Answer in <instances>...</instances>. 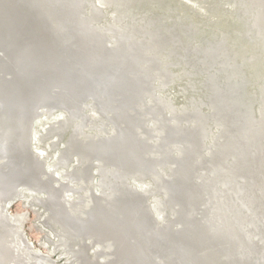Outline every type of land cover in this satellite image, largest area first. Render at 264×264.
<instances>
[{"label":"rangeland","instance_id":"obj_1","mask_svg":"<svg viewBox=\"0 0 264 264\" xmlns=\"http://www.w3.org/2000/svg\"><path fill=\"white\" fill-rule=\"evenodd\" d=\"M34 1L35 0H27V1L26 0H0V3H2L0 5L1 7L0 8V24L4 21L7 22L6 23L7 28L3 29L4 25L2 24V29H0V36L2 37L0 38V56H2L0 57V62H1V65L3 64L4 66V68L0 67L1 68L0 86H2V90H4L2 96H4L5 94V97L11 98L13 97L14 92L17 94L19 93L17 96H21L23 99V102H27L26 104L28 105L26 107L29 106L27 109L24 110L23 117L24 118L26 117V118L24 119L21 114H20L21 115L20 119L18 118L17 131L18 133L20 132L22 134L25 132V135L27 136L28 146H27V152L24 150V155H25L27 162L30 163L31 165V168H28L25 170H23V168H19L15 172L14 171L7 172L6 177L3 179V180H6L5 182L6 184L4 183L0 184V189H2V191L5 192L2 194L3 196H1V199L3 200V202L1 201V204L3 203V205H8L6 212L9 215L10 219H13L15 215L17 214H24L25 212V215L27 218L24 221L21 228H22V232L24 233V237L26 238V240L29 241L36 250H39L42 253L48 256H51L54 260H56L57 264H110V263L112 264L115 259L111 257V254H110L111 250L109 249V246H107L109 242L106 241L104 243L103 239L100 238L101 235L94 233L92 236L90 235L91 238H87V237L84 238V236L83 237L81 236L83 239H82V242L80 241L79 243H73L72 239L70 240L67 239L66 241L62 239V236L59 235L57 230H62V228L65 230L66 229L64 227L65 224H63V221H61V215L59 216L58 208L56 207L54 209L53 207L56 205H54L53 201L49 199L50 195H53V194H56L55 196H58V198H61L64 195L63 194L64 189H62L63 187L61 188V186L55 182V180L62 179L61 174L63 173L66 178L68 179L73 178V180L76 181L75 182L76 185L74 188L75 193L72 196V198L78 199V195H81V191L83 188L82 185H84L83 189L89 191V193L88 192L86 193L84 191L85 193H83V195L84 194L85 195L83 196V198H81L82 200L80 201L85 202L88 199L91 202L93 200L92 199L93 195H91L92 192L93 194H95L94 196L96 197H98L100 194L99 193L100 187L98 188V179L100 176V178H109L110 183L112 182V184H114L113 186L114 193H112V197H113L112 199L114 201H117L116 199H120L119 197L121 198L123 197L121 201L128 199L127 202H122V205H120V208H119L120 211L122 209L121 213L120 211L118 212L120 213V215H118V218H117L120 226H123V227L127 226L125 224V220H126L125 213L127 209L128 211H131L133 210V207H134L133 211H137V213H139L140 211H143V213L145 214V219L140 221V222L143 221L144 224L140 222H137V223L135 222V227L138 229L139 227H143L147 234L148 240L145 239V243H147L148 257H150V260H151L149 261L148 264H160L161 261L163 260L165 264H181L180 262L176 261L175 257L176 256L178 257L179 255L181 256L179 258L184 257L182 253L184 254V252L186 251L185 249L187 248V245L184 248V250H182L181 254L179 255H175L174 250L172 252L173 254L172 255L169 251H166L165 249L169 248L168 246L170 245V240H172L174 237L175 238L173 239V244L175 243L176 239L179 237L180 232L183 230L185 223H187L189 217L195 218L193 222L197 226L196 227V234H197L196 238L197 236L199 237L202 236V238L204 239H201L199 241L200 242L202 241L203 245L205 244V246H210V247L214 246V249H213L214 252L212 248L209 249L208 247L207 249L209 251L207 250L205 251V253H202V255L200 254L201 256L199 255L200 256L198 258L199 264H206V263L225 264V262L226 264H235V263L236 264H264V151L260 152L259 150L261 147H264V141H262L259 138L257 141H251L249 144L248 142L246 143L247 145L245 144L247 146L246 147L247 155H251V156L254 155V154H251L253 153L254 149H256L259 152L258 155L256 156L257 158L256 165H253V166L251 165V163L253 164L254 161L253 162L246 161L248 162V164L245 162L243 166L239 165L240 169L242 170L240 171H241V175L243 176V177L241 176L243 180L232 179L231 177L233 176H230L229 182L230 181H232L233 183L236 182V184H232L234 190L232 191L229 190L228 184H231V183H228L227 182L228 179H226L224 181L226 185L224 183V185L222 184V186L218 187V189L215 190V195H217L215 201L212 202L210 200L208 201V204H207L205 198L201 199V196H202L201 187L202 186L200 187L199 184L202 183V181H204L205 179L207 181H210L211 183H215L216 179L218 178L217 176L218 174L226 173V170H227L226 166L219 167L217 173H215L213 171V167H214L213 162L211 161L212 155L214 154L211 152H215V150L218 149V146L220 147L221 142L223 141L224 143V141L226 140V137L228 138V136L225 135V133H227V130H222L225 128L226 125H225L224 119L221 118V116H217L214 113L215 109L213 108L212 110H210V114L211 115L213 114L214 116L212 115L210 117L209 115V117L212 118L213 120L204 116L203 118L200 117L202 120L197 121V123L199 122L201 123L203 120H205V126H206L205 128L207 129V132L203 128L204 129L203 133H200L201 134L200 136L198 135L196 136L195 134L192 133L196 131L195 130L192 131L193 125L191 124V121L189 119V117L191 116H189V114L186 111H182V113H180L181 110H179L176 107H182L185 104H188V102L192 100L193 98L194 99H199L201 97L205 98V94H207V88L205 87V84L203 83L204 79L205 78L207 79L208 84L209 83L212 84L211 86H209L210 88H208L209 91L215 90L217 88V86L215 85V82H212V81H217V80L214 78L208 79V76H206V72L204 70L205 66L202 67V65H197L192 68L189 67L191 66V64L189 63L190 61L189 60L184 61L180 52L177 56L181 58V60H179L180 62H177L176 60H174V58L171 59V62L164 64V66L160 68V70L162 71V74L159 77L156 74L157 72L154 70L155 65H158L162 60L166 59L168 56L173 54L174 53L173 51L179 50L177 47V44L176 45L172 44V45H175L173 46L174 47L173 49L171 48L172 46H169L166 43L168 39L172 38L173 33L179 35L180 32L183 33V31H186L185 29L187 28L189 30L191 29L190 33L186 35V38L193 45H195L196 43H197L196 45H204L209 42H213L217 40L220 36H225V38H227V40L229 41L228 43L232 45L234 49L237 51V55L239 56L238 60L241 62L240 69H241L243 76L245 75L244 78L247 81L246 84L244 85V88L241 91L242 98L250 99L253 95L256 96L257 95V85L259 83V80L262 79L264 76V58L260 56V54L264 52V48L259 47V45L256 43L257 41L255 40V38L245 35L247 33L246 31L247 22L245 23V18L242 15V12L238 9L239 2L240 4L241 2L244 3L243 0L241 1L240 0H141L144 2H141L140 0H135V1L134 0H129V1L123 0V2H120V3L121 4L124 3V4L121 5L120 7H117L118 9L115 8L116 6L113 7V9L109 7H105L104 9L105 13L94 12L93 11L94 6H92V4L90 5V3H93L94 1L98 3V6H101L102 2L100 3V0H92V1L89 0V2L87 1L85 3L86 5L84 4L83 9H81L82 12H86V14L87 13L90 14V16L88 14L89 19L94 25L97 23L101 24L100 22L104 21L105 18L110 19V17H112L113 15L114 9L119 10V12L121 13L120 15H122L121 18L122 20H124L123 23H128V25L131 26L133 21H135L132 25L133 28H131L130 34H129L131 39L132 37H135V35H138L139 34L138 32H143L144 40L141 39V37H138L139 40L135 41L137 46L140 43V44H144L145 48H154V51H151L150 53L148 52V55L142 60L141 66H140V63H138L137 70L133 69L130 73H129L130 70L128 71L129 73L128 74L129 76H127L129 77L128 81L131 82L132 86L129 84L131 87L129 86V88H126L127 90L132 91L135 89L133 85H136V91H139L138 89H140L139 91L140 94L136 100V103L133 104L128 110L129 116L132 117L134 120L141 119V120H138V122H139V125H142V127L139 128V131L137 134H135V137H138L140 141L145 140L147 144L149 142V145L153 147H155L156 144L162 143L161 148H163L164 151H161V152H169L168 159L167 157L164 159H161V157L159 158L156 154H153L152 152L148 150L145 153L148 156H145V157L143 156L144 159L142 160L141 158V160L143 164L147 166L152 163L155 166V173L145 174V175L143 174L141 175L140 173L135 174V172L130 173L128 175H124V173L121 171L126 165V163L123 160L124 158L120 159L121 156H114L113 159L111 158V160L110 159L107 160V158L103 159L99 156H92L89 158L86 165H84L81 168L80 170L81 173L80 172L77 173L78 171L75 172V167L79 166V165L77 166V164H79L78 160H80L79 153L81 149L83 150V144L81 143V141L79 143L78 142L79 139H77L78 134H76L74 137V140H73V143H75L73 144L74 146L70 147L69 150L66 151L65 153L63 152L62 157H61L63 161L62 159H60L59 156L62 153L63 149H65L64 147L66 146V144H68L71 141L70 139L72 138L71 137L72 129L67 128L66 130H62V128L59 129L56 127L54 128V130L50 131L49 128L50 126L54 125L56 122L61 120L64 117V115L67 113L69 114L71 112H76L77 115H79L78 118L81 119L82 122H84L86 126L85 131L89 135L87 136L80 135L81 136V137L79 136L80 139H82L83 136H84L83 137L84 139H89L93 136L99 139V138H106L108 136H112L115 134L113 133L115 128L111 124L112 121L110 120L111 115L108 112L101 113V110L99 109L100 107L103 108V106L105 105L104 99L106 98L108 99L109 94H111L113 90L111 91L112 87L109 88V90L107 91V94L105 93L104 96L97 94L92 89L91 90L88 89L86 92H81V89L78 87L79 86L81 87V85L84 86V82L82 79L84 76L82 77L80 74H77V73H74L72 75L73 77L76 78L75 81L73 82V86H69L67 83L64 84L63 81H61L59 82L61 84L55 83V84H50V86L47 85L48 89H46V81L43 82V80H45L46 77L57 76L56 73L58 72L55 69H53V66H50V65L53 64L51 63L52 60H54L56 57L61 55V51H56L57 48L54 43L55 41L54 39H57L59 37L57 33L54 31L56 30L55 29L56 27L51 25L49 30H47L46 32L44 31L46 35L44 34L45 36H43L42 28H39L37 26L34 27L32 25L33 23H29L28 25L25 23L27 26L25 24H15V23H14L15 25H13L11 22L13 19L12 16H11V19H8L7 15L3 13V10L5 9V7H7L5 5H12L16 7H23V9L26 12V15L29 13L33 14V12L34 14L36 13L35 15H37L39 11H37L36 9H38L37 7H40V6H37ZM135 3H138L136 4L137 6L134 5ZM3 4L5 5L2 6ZM18 4L21 6H19ZM22 5H25V6H22ZM131 7L132 8L134 7L135 9L132 10ZM28 8L32 11L29 12ZM127 13L129 14L131 13L130 16ZM142 13L155 18L153 20L155 21L154 24L156 25L150 24L149 22H145V15H143ZM135 17L138 20L135 19ZM141 17H143V19ZM115 18L116 17H114L112 20H114ZM156 20L159 23L158 25H157ZM141 21L142 23L145 22L144 25L141 23ZM146 21H148V19H146ZM30 22L32 21L30 20ZM105 22H106V19H105ZM162 25L168 26V29L171 28L172 31L171 29L169 32L165 31V29L161 27ZM13 26L17 27V29H15V27ZM23 27L25 29H23ZM153 27H155L156 29ZM39 29L41 30V32ZM105 29H104V32L106 31ZM151 29L152 30L155 29L156 32L154 30L152 31ZM160 29H163L162 32L164 31V34L162 32H159V34L162 33L161 35L156 34ZM48 31L50 32L48 33ZM152 32H155L154 37L152 34H150ZM35 33H37V35ZM146 34H148L149 36H146ZM165 34L167 37L165 36ZM115 35L117 34L113 33L112 36H110L109 34L105 38H103L104 40L102 41L103 42L102 46L104 48L105 54L107 56L109 55V57L115 48L114 47V44H115L114 39L116 38ZM76 37L74 38L77 44L76 46L77 47L81 46L80 48H84L83 43L79 41L80 39L78 40V37L77 38ZM165 37L166 38L170 37V38L166 39ZM33 38H34V41H33ZM152 39H153V42H151ZM20 42L24 44L20 45L19 44ZM34 42L35 44H37L38 47L36 46L37 49L32 50L30 49V46ZM49 46L52 47L53 49H51ZM179 46L183 47L182 44H180ZM80 48H76V50L74 49V52L78 51L79 58L81 60L82 54L79 53ZM26 51H29V52L26 53ZM163 51L165 52L163 53ZM170 51L172 53H170ZM150 54L151 55L154 54L153 57L157 56L159 60L160 59L162 60H160L159 63L157 64L156 61L153 60V58L150 56ZM250 54L255 55L256 58L254 59V61L253 60L245 61L243 58L245 56H249ZM38 55L40 58L38 57ZM69 55L71 54L68 53L67 58L70 59V57L71 58L73 57L72 55L71 56ZM163 55H164V58H163ZM47 56L48 58H51V59L49 60ZM107 56L105 60L108 59ZM64 59L69 61V66L73 65V64H70L72 60H69L66 58ZM25 60L26 62L27 60H33L28 63L30 66L29 69L30 68L32 69L30 70V72H28V75L26 76V78H25L26 74L24 72H21L19 69L20 66H25L27 64ZM83 60L89 62L87 60V57L83 58ZM116 60L120 61L122 60V58L121 57L116 58ZM86 68L84 69V71H86L85 73L89 72L88 68L87 69ZM144 69L147 70V73H145L144 75L143 73L138 72ZM54 71H56V73ZM106 71L108 72L106 73L108 77L112 74V72L115 73L114 68H111V67L106 69ZM135 71H137L136 75L139 76V79L137 78L133 80V76L131 73ZM148 72H150L151 76H154L156 78L158 77L157 79L159 82L157 81L155 83V87L156 86L158 87L157 89V91H159L158 93L157 92L153 93L154 92L153 90L155 87H153L154 83L152 82V78L150 79L149 75L146 76ZM186 73L188 75H186ZM189 73H192L193 75L192 74L189 75ZM140 75H141V78H140ZM59 76L62 77L63 75H60L59 73ZM55 79H52V80H55ZM142 80L143 82L144 81L145 82L144 84H142V91H141V88L138 86ZM147 82L149 83L147 84ZM19 84L21 85L22 88H20L18 91ZM111 85L113 86V84ZM147 85H149V88ZM21 91H23L22 95H21ZM118 91L119 90H117V87H116V90L114 93H118ZM119 92H122V91H119ZM79 93H84V94L79 95ZM122 93L124 94V96L122 94L119 99L116 98L115 103H114L115 105L114 106L112 105L113 106L112 108H114L113 111L114 110L117 111V112L114 111V115H116V113L118 115V116L116 115L115 117L113 116L114 118L116 117L118 118L119 115L121 116L122 110H123L122 102L124 101V99L126 101V99L128 98L129 93L127 91L122 92ZM160 95L168 96L173 101L174 106L169 105L170 100L166 101V99L164 100L162 98H161V101H159L158 103L157 98ZM42 97H44L47 100L46 102H49V101H52V102L48 103L49 105H46L44 102L39 100ZM53 104H55L56 106ZM116 104L118 105L117 107L119 110L116 109L117 108ZM170 106L172 109L171 112L168 111V108ZM205 106L207 105H204L202 107H205ZM153 108H157V109L152 111ZM183 108L184 107H182L181 109ZM48 109H50V111ZM204 110L207 111V108L205 107ZM176 111L178 113H176ZM25 113L27 115H25ZM228 113L230 114V112ZM172 117H175V120ZM93 119H95V121ZM159 120L160 121L167 120L169 122L171 121V123H173L174 126L177 124L178 125L174 128H167L166 130H162L163 128L162 129L158 128ZM221 123H222V126H220ZM240 124L243 125L242 122H240ZM173 125H170V123L167 124V126L169 127ZM146 126L148 129H152V131H148L147 129H145ZM210 128H212L213 132L211 131ZM159 130H162L163 131L162 133H164V135L163 134L162 136L159 135L160 134L158 133ZM229 130L231 132L233 131L231 129ZM235 134L240 136L241 138H244V136H241L240 133H235ZM188 144L191 147L196 145L197 149L195 148L194 149L195 151L188 149L187 148ZM229 148H232V147H229ZM233 149L235 148L223 149V152L222 154H220V157L222 159H229V157L232 158V156L234 154L236 155L237 153ZM176 152H177V155H176ZM55 155L56 157H54ZM171 157L173 160L171 159ZM256 158H254V160ZM165 159H167V162L164 161ZM236 160H238L237 157H236ZM176 162L178 163L180 162L179 163L180 165L183 164V166L186 167V169H188L190 173L192 172V174H190V177L192 176L190 178V181H192V185L182 180L183 182L182 185L185 187L188 194L195 195L194 193L195 191L197 193L199 192V194L201 193V196L199 198L195 195V197L198 198L197 199L198 205H196L195 209H193L194 211L191 210L190 212L191 214L189 213L188 217L186 214H182L184 211L180 209H179V212L172 211L173 209L172 207H174L178 199L182 200L183 199L182 195L185 196L178 190L177 185H176L178 182L177 180H175V176H176L174 172L175 168L172 166V163H174L175 165ZM234 164H237V163L234 162ZM99 166H100V170H99L100 174L98 176ZM169 171L171 174L170 173L168 174ZM156 176H158V178ZM161 177H162V180H161ZM245 177H247V179ZM94 179L95 181L94 183H92ZM50 181L52 184L50 183ZM60 181H62L61 185L62 183H65V186L67 185L66 181L65 182L64 180H60ZM106 181H108V179ZM80 182L83 184L80 185L79 184ZM85 185H88V186L85 187ZM209 185L212 186L213 184H209ZM249 185H250V188H249L250 195H248V193L246 192V189L249 187ZM92 186L93 188H91ZM51 187L52 189H50ZM143 187H146L147 189L143 190ZM52 190L56 193H54ZM106 190L108 191L109 189L106 188ZM70 194H73V193H70ZM89 194L90 196H92L91 198H89ZM168 196L171 202L174 203L170 209L165 202ZM110 199L108 198L107 201L110 202ZM159 201H162L160 202V204L162 205H160L157 209L154 206L158 204L157 202ZM49 202L51 203V205ZM222 202H224V204ZM125 203L126 204L128 203L127 207ZM64 205H65L64 203L63 205L60 204L61 206L59 207L60 211L61 209L65 210L64 208H62L64 207ZM199 205H202V206H199ZM108 206H111V204ZM65 208H66V205H65ZM124 209L125 211L123 212ZM196 209H198V211ZM168 210H170L171 213H168L169 212ZM206 211L208 214L206 213ZM195 213L198 215V217ZM121 214H122V217H121ZM172 214L174 215L172 216ZM69 215H71L72 217L76 216L77 218V214L75 213V211H71ZM123 217L125 220L122 219ZM214 217L215 218L217 217V218L215 219ZM138 220H140V218ZM55 226L57 228H55ZM149 233L151 234L149 235ZM205 240L206 242H204ZM130 243L137 244L134 238L130 240ZM177 243L178 245H183L182 240L178 241ZM160 244H162L161 247H160ZM105 248L109 249V251L108 250L104 251ZM217 249H220V250H217ZM211 252H213L212 253L213 257H212V254H210ZM19 253L25 256L24 251L22 252L19 251ZM107 254H109L110 257L109 255L107 256ZM204 254L205 255L208 254L207 257H205ZM102 255H104V257ZM210 255L213 259L214 258L215 259L211 260L212 258L210 257ZM218 256H220L221 258ZM152 259H154V261ZM202 259H204L205 261L204 260L202 261ZM104 260H108V261L105 262ZM185 260L189 261V259L188 260L185 259ZM209 261L211 262L209 263ZM25 263L30 264V262H28L27 259H25Z\"/></svg>","mask_w":264,"mask_h":264},{"label":"bare ground","instance_id":"obj_2","mask_svg":"<svg viewBox=\"0 0 264 264\" xmlns=\"http://www.w3.org/2000/svg\"><path fill=\"white\" fill-rule=\"evenodd\" d=\"M87 1L89 2V0H35L34 1L35 4L37 6H40V7H37L38 9H36L37 11H39V13H37V15H35L36 13L34 14V12H33L34 15L29 13V14H27V16L25 15L26 12L19 14L20 10L18 9V11L16 12V17L15 18L13 17V19L11 21L13 25L25 24V23L28 25L29 23H33L32 25L34 27L37 26L39 28H42L43 36L46 35L45 32L50 29L51 25L56 27L55 28L56 30H54V31L57 33V35L60 38L58 37L57 39H54L55 40L54 43H55V46L57 48L56 51H61V55L56 57L58 59L55 58L54 60H52L51 63H53V64L50 65V66H53V69H55L58 72V73H56V71H54L57 76L46 77L45 80H43V82L46 81V89H48L47 85L50 86V84H55V83L61 84V83H59L61 81H63L64 84L67 83L69 86H73V82L76 79L75 77L72 76L74 73L80 74L82 77L84 76L82 78L83 82H84V86L81 85L82 82L80 83L81 87L78 85L79 86L78 88L81 89V92H86L88 89L89 90L92 89L97 94L104 96L105 93L107 94V91L109 90V88L112 87L111 91L113 90V92H111V94H109V96H108L110 99L108 98L109 99L108 100L105 97L106 98V99H104L105 105L103 106V108H101L99 105L98 106L100 107L99 109L101 110V113L108 112L111 115L110 120L112 121L111 124L115 128V129L113 128L114 129L113 133H115V134L112 136H108L106 138H99L98 139L95 136H93L89 139H84L83 138L84 136L89 135L85 131L86 126H85L84 122H82V120L78 118L79 115H77L76 112H71L69 114L67 113L64 115V117L61 120H59L58 122H56L54 125L50 126V128H49L50 131L54 130V128H56V127L59 129L62 128V130H66L67 128L72 129V136H71L72 138L70 139L71 141L68 144H66V146L64 147L65 149H63V151L59 157H60V159H62L61 157H62L63 152L65 153L66 151L69 150L70 147L74 146L73 144H75V143H73V140H74L75 135L78 134L77 139H79V141H78L79 143L81 141V143L83 144V150L81 149V151L79 153V159L80 160H78L79 164H77V166L78 165L79 166L75 167V172L78 171L77 173H79V172L81 173V171H80L81 168L84 165H86L89 158L92 156H99L103 159L107 158V160L108 159L111 160V158L113 159L114 156H121L120 159L124 158L123 160L126 163V165L124 166V168L121 171L124 173V175H128V174L134 173V172H135V174L140 173L141 175L142 174L143 175L153 174V173H155V166L152 163L147 166V165H144L142 162L144 157L148 156L145 153L149 150L153 154H156L159 158L161 157V159H164L166 157L168 159L169 152H161V151H164L163 148H161L162 143L156 144L155 147H153V146L149 145V142L147 144V142L145 140L140 141L138 139V137H135V134L138 133L139 128L142 127V125H139V122H138V120H141V119L134 120L132 117L129 116L128 110L133 104L136 103V100L140 94V92H139L140 89L137 88L139 91H136V85H133V87L135 89L132 91L127 90L126 88H129V86L131 85V82L128 81V78H129V77H127V76H129L128 74L133 69L137 70L138 63H140V66H141L142 60L148 55V52L150 53L151 51H154V48H145V45L140 44V43L137 46L135 41L139 40L138 37H141V39H143L144 34H143V32H138L139 34L135 35V37H132V39H131L129 34H130L131 28H133L132 25L135 21H133V23L131 21V23H132L131 26H129L128 23H123L124 20H122V18H121L122 15H120L121 13L119 12V10L114 9L113 15H112V17H110V19L103 17L106 19V22L104 19V21L100 22L101 24H98V23L95 25L92 24V22L89 19L90 14L89 13L86 14V12L81 11V9H83V6ZM127 1H129V0H127ZM120 2H123V0H100L101 6H98V3L94 2V1H93V3H90V5L92 4V6H94V9H93L94 12L105 13L104 12L105 7H109V8L113 9V7L116 6L115 8H117V7H120L121 5L124 4V3L121 4ZM141 2H144V1H141ZM243 2L244 3L241 2V4L239 2L238 9L242 12V15L245 18V23L247 22L246 23L247 33L245 35H248L249 37L255 38V40L257 41L256 43L259 45V47L264 48V0H243ZM138 3H135L134 5H136ZM1 4L2 3H0V5ZM20 4H21V2H20ZM35 4H34V6H35ZM103 4H105V5H103ZM4 5L5 4H3L2 6H4ZM25 5H26V3H25ZM25 5H22V6H25ZM19 6H21V5H19ZM27 6H28V4H27ZM132 6H133V4H132ZM90 7H88V8H90ZM29 8H30V6H29ZM29 8H28L29 12L32 11ZM131 8H129V9H131ZM121 9H123V8H121ZM134 9L135 8L133 7L132 10H134ZM170 9H171V7H170ZM128 10H127V12H128ZM88 14H89V16H88ZM127 14H129V13H127ZM130 14H129V16H130ZM143 15H145V14H143ZM138 16H140V15H138ZM114 17H116V18L114 20H112ZM141 18L143 19V17H141ZM124 19H125V17H124ZM135 19H137V18L135 17ZM146 19H148V21H146ZM153 19H155V18H153L152 16L150 17L147 14L145 15V22H149L150 24H154L155 21ZM30 20L32 22H30ZM111 20H112V22H111ZM169 20H171V19H169ZM121 22H122V24H121ZM137 22H139V21H137ZM145 22L142 23V21H141V23L143 25ZM156 22H157V20H156ZM6 23H7L6 21L2 22L0 24V26H1L0 29H2V24L4 25L3 29H6L7 28ZM158 24L159 23L157 22V25ZM135 25H136V23H135ZM154 25H156V24H154ZM154 25H152V26H154ZM179 25H180V23H179ZM13 27H15V26H13ZM17 27H18V25H17ZM17 27H15V29H17ZM127 27H129V28H127ZM142 27H144V26H142ZM161 27L163 29H165V31H168V32L171 29L170 27H169L170 29H168V26L162 25ZM153 28H155V27H153ZM23 29H25V28L23 27ZM28 29H29V27H28ZM104 29L107 32L106 31L104 32ZM155 29H153V30L155 31ZM163 29H160L156 34H159V32H162ZM185 30L186 31H183V33H181V32H180V34L178 33L179 35L173 33L172 35L175 38L172 36V38L168 37V38H170V39H168V38H166L167 33L165 34V36H166L165 38L168 39L166 41V43L169 46H172L171 48H173V49H174L173 46H175L177 44V47L180 51L179 50L173 51L174 55L173 54L170 55V53H172L170 51V53H169L170 56H168L164 60L160 59V60H162L160 63H159L160 60L157 56L153 57L154 54H152V55L150 54V56L153 58V60L156 61L157 64L159 63L158 65H155V69H154L157 72L156 74L158 75V77L162 74V71L160 70V68L163 67L164 64L171 62V59L174 58V60H176L177 62H180L179 60H181V58L177 57L179 52H180L184 61H186V60L190 61L189 63L191 64V66H189V67L192 68V67H195L197 65H202V67L205 66L204 70L206 72V76H208V79L214 78L217 80V81H212V82H215V85L217 86V88L215 90L209 91L208 88H210L209 86H211L212 84H210V83L208 84L207 79L206 78L204 79L203 83L205 84V87L207 88V94H205V98L201 97L199 99H194L192 97L193 99L192 100L189 99L190 101L188 102V104H185L184 106H182V107H184L183 109H181L182 107H176L179 110H181L180 113H182V111H186L189 114V116H191V117H189V119L191 121V124L193 125L192 131H194V130L196 131V132H192V133L195 134L196 136L197 135L200 136L201 135L200 133H203L204 129L207 132V129L205 128L206 127L205 126V120H203L204 123H203V121L201 123L200 122L197 123V121L202 120L201 118H203L204 116H206L207 118H210L213 115V114L212 115L210 114V110H212L213 108L215 109L214 113L217 116H221V118L224 119V122L226 125L225 128L222 130H227V133H225V135L228 136V138L226 137V140L224 141V143H223V141L221 142L220 147L218 146V149H216L215 152H211V153H214L212 155V159H211V161L213 162V166H214L213 171L215 173H217L219 167H225L226 166V169H227L226 173L225 174L224 173L218 174L217 175L218 178L216 179L215 183H211L210 181H207L206 179L204 181H202V183L199 184L200 187L202 186L201 187L202 196H201V193L199 194V192L198 193L196 191L194 192L198 198L200 196H201V199L205 198V200L208 204V201H210V200L212 202L215 201L216 196H217V195H215V190L218 189V187L222 186V184L224 185V183H225L224 181L226 179H228V181H227L228 183H231V184H228L229 190L230 191L234 190L232 184H236V182H234V183L232 181L229 182L230 176H233V177H231L232 179L243 180V178H242L243 176L241 175L242 170L240 169L239 165L243 166V164L246 161H248V162L254 161L253 164L251 163V165L252 166L256 165V162H257L256 156L258 155L259 152L256 149H254L253 153H251L254 155H252V156L247 155V152H246V147H247L246 145L247 144L246 143L248 142V144H249L251 141H257L259 138L262 141H264V76L262 79L259 80V83L257 85V95L256 96L253 95L250 99L249 98L243 99L241 91L244 88V85L246 84L247 81L244 78L245 75L243 76V74L241 72V69H240L241 68L240 67L241 62L238 60L239 56L237 55V51L234 49V47L232 45H230L228 43L229 41L227 40V38H225V36H220L217 40H215L213 42H209V43L204 44V45H196L197 43L195 45H193L186 38V35L188 33H190L191 29L189 30L187 28ZM102 31H103V33H102ZM138 31H139V29H138ZM171 31H172V29H171ZM40 32H41V30H40ZM49 32L50 31H48V33ZM155 32H152L150 34H152L154 37ZM113 33L117 34V35H115L116 38L114 37L115 38L114 39L115 44L113 42L115 48L113 47L114 50L109 57V55L107 56L105 54L104 48L102 46V43H103L102 41L104 40L103 38H105L107 35L110 34V36H112ZM162 33L164 34V31ZM35 34L37 35V33H35ZM40 34H42V33H40ZM161 34H159V35H161ZM76 36L78 37V40L80 39L79 41H81L83 43L84 48H80L81 46L80 47L76 46L77 44H76V41L74 39ZM146 36H149V35L146 34ZM156 37H158V36H156ZM0 38H2V37L0 36ZM34 38H33V41H34ZM162 38H161V40H162ZM41 39H42V37H41ZM4 41H5V39H4ZM30 41H31V39H30ZM79 41H77V42H79ZM250 41H251V39H250ZM151 42H153V39ZM30 43H29V45H30ZM19 44L21 45L22 43L20 42ZM51 44H52V42H51ZM111 44H112V42H111ZM145 44H146V42H145ZM172 44H175V45H172ZM178 44L179 45L182 44L183 47L179 46ZM36 46H37V44H35V42H34L31 44L30 49H32V50L37 49ZM60 47H62V48H60ZM50 48L53 49L52 47H50ZM76 48H80L79 53L82 54L81 60L79 58L78 51L74 52V49L76 50ZM171 48H169V49H171ZM232 48L234 49L235 52L233 51ZM167 51H169V50H167ZM28 52L29 51H26V53H28ZM53 52H54V50H53ZM164 52L165 51H163V53ZM41 53H43V52H41ZM68 53H70L73 57L72 58L70 57V59L67 58ZM263 53L260 54V56H262L264 58ZM159 54H161V53H159ZM71 55H69V56H71ZM106 56L108 59L105 60ZM0 57H2V56H0ZM25 57H26V55H25ZM34 57H35V55H34ZM36 57H37V55H36ZM38 57H39V55H38ZM85 57H87V60L89 62L83 60V58H85ZM120 57L122 58V60L117 61L116 58H120ZM47 58H48V56H47ZM64 58L72 60L70 64H73V65L69 66V61L65 60ZM163 58H164V55H163ZM255 58H256L255 55L250 54L249 56H245L243 59L245 61H252V60L254 61ZM30 59H31V57H30ZM48 59L50 60L51 58H48ZM183 59H182V61H183ZM1 60H3V59H1ZM30 61H33V60H27V62L25 60V62L27 64L25 66L19 67L20 71L24 72L26 74L25 78L28 75V72H30V70L32 69V68L29 69L30 66L28 63ZM49 64H50V62H49ZM187 64H188V62H187ZM0 65H1V62H0ZM108 65H109V67L114 68V70H115V73L112 72V74L109 77L106 75V73H108L106 71V69L109 68ZM170 65H172V64H170ZM2 66H3V64L0 67L4 68V66L3 67ZM86 67L89 70V72H87V73H85L86 71H84V69ZM167 67H169V66H167ZM1 68H0V73H1ZM47 68H48V66H47ZM165 69H166V67H165ZM128 71H129V73H128ZM136 72L137 71L131 73L133 76V80L137 79V78L139 79V76L136 75ZM138 72L143 73V75H144L145 73H147V70L144 69V70H140ZM59 73H60V75H63V76L60 77ZM77 74H75V75H77ZM191 74L192 73H189V75H191ZM148 75H149L150 79L152 78V82L154 83L153 87H155V83L158 81V79H157L158 77L156 78L154 76H151L150 72H148V74H146V76H148ZM186 75H188V74L186 73ZM1 76H3V75H1ZM55 78H57V79H55ZM140 78H141V75H140ZM52 79H55V80H52ZM164 79H162V80H164ZM166 80H167V78H166ZM144 82L142 80L138 86L141 88V91H142V84H144ZM148 83L149 82H147V84ZM77 84H78V82H77ZM111 84H113V86ZM157 85H159V84H157ZM57 86H59V85H57ZM115 86L117 87V90L122 91V92L127 91L129 93L126 101L124 99V101L122 102L123 103V110H122L121 116L119 115L118 118L117 117L114 118L117 115V113H116V115H114L115 110L113 111L114 108H112V107L115 105L114 104L115 99L116 98L119 99L123 93L119 92V91H118V93H114L116 90ZM147 86L149 88V85H147ZM20 88H22V87L19 84L18 91ZM157 89H158V87L156 86L153 90L154 91L153 93H156V92L158 93L159 91H157ZM3 91L4 90H2V86H0V177H1L0 178V184H2V183L6 184L5 183L6 180H3V179L6 177L7 172H11V171L15 172L19 168H23V170L31 168L30 163L27 162L25 155H24V150L27 152V146H28L27 136L25 135L24 131H23L24 132L23 134L20 132L18 133V131H17V129H18V126H17L18 118L20 119L21 115L23 117L24 110L27 109L29 106L26 107L28 105V104H26L27 102H23L22 97L17 96L19 93L17 94L14 92L13 97L7 98V97H5V94H4V96H2ZM23 91H21V95H22ZM10 93H11V91H10ZM80 94L83 95L84 93H79V95ZM154 95H156V94H154ZM123 96H124V94H123ZM160 96H158V98H157L158 103H159V101H161V98H162L164 100L166 99V101L170 100L169 105L174 106L173 101L168 96H164V95H160ZM146 99H148V98H146ZM39 100L44 102L46 105H49L48 103L52 102V101L46 102L47 100L44 97H42ZM117 104H116V107L118 106ZM53 105H55V104H53ZM204 105H207V106H205L207 108V111L204 110L205 107H202ZM116 109H118V107ZM156 109L157 108H153L152 111L156 110ZM48 110L50 111V109H48ZM48 110H46V111H48ZM168 111L169 112L172 111L171 106L168 108ZM115 112H117V111H115ZM228 112H230V114ZM176 113H178V112L176 111ZM25 115H27V114L25 113ZM209 115H210V117H209ZM172 118L175 120V117H172ZM210 119H212V118H210ZM93 120L95 121V119H93ZM162 122H164V123H162ZM240 122H242L243 125H241ZM29 123H28V125H29ZM168 123H170V125H173V123H171V121L169 122L167 120H165V121L159 120V127L158 128H161V129L163 128L162 130H166L167 128H174L178 125L177 124L175 126L173 125V126L169 127V126H167ZM220 126H222V123L220 124ZM214 127H215V125H214ZM27 128H28V126H27ZM145 129H147L148 131H152V129H148L147 126ZM210 129L212 131V128H210ZM213 129H215V128H213ZM229 129H231L233 131L231 132ZM162 130L158 131V133H160L159 135H161V136H162V134L164 135V133H162L163 132ZM55 131H56V129H55ZM234 132L240 133V135L244 136V138H241L240 136L236 135ZM80 135H84L82 137L83 140L79 138ZM219 135H220V133H219ZM180 140H182V139H180ZM229 147L235 148L233 150L235 152H237L236 155L234 154L232 156V158L229 157V159H222L220 157V154H222L223 149H225V148L226 149L227 148L232 149ZM187 148L191 149L192 151H195L194 150L195 148L197 149L196 145L191 147L189 144L187 145ZM263 149H264V147H261L259 149L260 152H263L264 151ZM176 155H177V152H176ZM187 155H188V153H187ZM54 157H56V155ZM57 157H58V155H57ZM236 157L238 160H236ZM141 158H142V160H141ZM254 158H256V159L254 160ZM167 159H165L164 161L167 162ZM171 159H172V157H171ZM62 161H63V159H62ZM234 162H236L238 165L234 164ZM248 162H246V163L248 164ZM179 163L176 162L175 165H174V163H172V166L175 168V170H174V172L176 174L175 180H177V182H178L176 184L177 188L185 196L182 195L183 199L182 200L178 199V201L176 202L174 207H172V205L174 203L171 202V200L169 199V196L167 197L165 202H166L167 206L169 207V209L171 207L173 208L172 211H178L179 212V209H180V210L184 211L182 214H186L188 217L191 210L195 209L196 205H198V201H197L198 198L195 197V195H193V194H188L185 187L182 185L183 184L182 180H184V181L188 182L190 185H192V181H190V178L192 177V176L190 177V174H192V172L190 173L189 170L183 166V164L180 165ZM232 164H233V166H232ZM260 164H262V163H260ZM167 169H166V171H167ZM99 170H100V166L98 167V176L100 174ZM198 170H200V169H198ZM248 171H249V169H248ZM169 173H170V171L168 172V174ZM205 174H207V173H205ZM166 176H168V175H166ZM61 177H62V179L55 180V182L58 183V185H60L61 188L63 187L62 189H64L63 190L64 195L61 198H58V196H55L56 194H53V195H50L49 199L51 201H53L54 205H56V206L53 205L54 206L53 208L54 209L56 207L58 208L59 216L61 215V221H63V224H65L64 225V227L66 228L65 230L63 228H62V230H57L59 235L62 236L63 240L66 241L67 239H69V240L72 239L73 243H79L80 241L82 242L83 236H84V238H86V237L91 238V236L95 233V234L101 235L100 238L103 239L104 243L106 241L109 242V244L107 246H109V249L111 250V252H110L111 257L113 259H115L114 260L115 262L113 261L112 264H148L149 261H151L150 257H148L147 243H145V239H147V234L145 232V229L143 227H139V229L135 227V222L137 223V222H140L141 220H144L145 214L143 213V211H140L141 213L140 212L137 213V211H133L134 207H133V210H131V211H128V209L125 208V209H127L126 213H125V219L126 220L124 219V217L122 219L125 220V224L127 226L126 227L120 226L117 218H118V215H120V213L122 212V209L120 211L119 208H120V205H122V202H127L128 199H125L124 201H121L123 197L122 198L119 197L120 199H116L117 201H114L112 199L113 198L112 193H114L113 192L114 184H112V182L110 183L109 178H100V176H99V179H98V188L100 187V190H99L100 194L98 193L99 196L98 197L94 196L95 194H93V192L91 191L92 192L91 195H93L94 198L92 196H90V194H89V198L92 197L93 200L90 202L87 199L88 198L87 197L86 199L88 201L86 200L85 202H81L80 201V200H82L81 198H83V196L85 195V194L83 195V193H85V192L89 193V191L83 189L84 188V185H82L83 183H81V182L79 183L80 185L83 186L82 191H81V195H78V199L72 198V196L75 193L74 188L76 185L75 184L76 181L73 180V178H71V179L66 178L63 173L61 174ZM156 177L158 178V176H156ZM245 178L247 179V177H245ZM95 179L93 180L92 183H94ZM107 179H108V181H106ZM60 180H64V182L66 181L67 185L65 186V183H62V185H61L62 181H60ZM161 180H162V177H161ZM160 182H162V181H160ZM50 183H51V181H50ZM87 184H89V183H87ZM194 184H195V182H194ZM209 184H213V185L210 186ZM225 185H226V183H225ZM250 185H252V184H250ZM250 185L246 189V192L248 193V195H250V190H249ZM86 186H88V185H85V187ZM91 188H93V186ZM106 188L109 189L108 190L109 192L106 190ZM50 189H52V187ZM146 189H147L146 187H143V190H146ZM167 189H168V187H167ZM51 192H49V193H51ZM3 193H5V192L2 191V189H0V264H27V263H25V259H27L28 262H30V264H57L56 260H54L51 256H48V255L42 253L41 251L36 250L34 248V246L29 241H27L26 238L24 237V233L22 232L21 226L23 225L24 221L27 218L25 215V212H24V214H17V215H15V217L13 219H10L9 215L6 212L8 205H3V203L1 204V201L3 202V200L1 199V196H3L2 195ZM54 193H56V192H54ZM70 193H73V194H70ZM166 195H168V194H166ZM67 196L70 198H68ZM107 197L109 199L111 198L110 202L107 201V199H108ZM95 198L98 200H96ZM181 201H183V202H181ZM55 202H56V204H55ZM160 202H162V201L157 202L159 205L156 204L154 207H156L158 209V207L160 205H162V204H160ZM59 203L61 205H63V203L66 205V208H65V205H64V207H62L66 211L63 209H61V211L59 210V207H61ZM222 203L224 204V202H222ZM110 204H111V206H108ZM50 205H51V203H50ZM125 205L127 207L128 203L127 204L125 203ZM199 206H202V205H199ZM125 209L123 210V212L125 211ZM196 210L198 211V209H196ZM71 211H75V213L77 214V218H76V216L72 217L71 215H69ZM119 211H120V213H118ZM168 211H169L168 213H171L170 210H168ZM206 213H207V211H206ZM192 214H194V213H192ZM173 215L174 214H172V216ZM121 217H122V214H121ZM197 217H198V215H197ZM139 218H140V220H138ZM53 220H54V218H53ZM193 220H195V218L189 217L187 223H185V225L183 227V230L181 232L179 231L180 234H179V237L176 239L175 243L173 244V239L175 238L174 237L172 240H170V245L168 246L169 248L165 249L166 251H169L171 254L174 250L175 255H179V254H181L182 250H184V248L187 245V248L185 249L186 251L184 252V254L182 253V255H184V257L179 258V257H181L180 255L178 257L177 256L175 257L176 261L180 262L181 264H188V263L189 264H197V263L199 264L198 258L202 255V253H205V251L208 250L207 249L208 247H209V249H211V248H212V250L214 249V246L213 247L205 246V244L204 245L202 244L203 243L202 241L201 242L199 241L201 239H204V238H202V236H200V237L197 236V238H196V235H197L196 234V227L197 226L194 224ZM54 222H55V220H54ZM146 222H148V221H146ZM140 223L144 224L143 221ZM217 223H218V221H217ZM177 225H178V223H177ZM55 228H57V227L55 226ZM146 228H148V227H146ZM97 230H99L100 232ZM173 231H175V230H173ZM166 233H168V232H166ZM150 234L151 233H149V235ZM165 235H167V234H165ZM214 236H215V234H214ZM133 238L136 240L137 244L139 242L138 245L130 243V240ZM226 238H227V236H226ZM181 240L183 241V245H178L177 242L181 241ZM204 242H206V240ZM232 243H234V242H232ZM161 245L162 244H160V247H161ZM149 246H150V244H149ZM220 248H221V246H220ZM109 249L105 248L104 251H107V250L109 251ZM17 250H19L20 252L24 251V254L26 257L23 256L21 253H19V251H17ZM217 250H220V249H217ZM213 252H214V250H213ZM213 252H211L210 254H212ZM166 253H168V252H166ZM108 255L109 254H107V256ZM207 255H205V257H207ZM102 256L104 257V255H102ZM162 256H163V254H162ZM109 257H110V255H109ZM210 257H211V255H210ZM212 257H213V254H212ZM218 257H220V256H218ZM220 258H218V259H220ZM185 259H187V260L189 259V261H186ZM214 259L212 258L211 260H214ZM216 259H217V257H216ZM222 259H223V257H222ZM152 260L154 261V259H152ZM203 260L204 259H202V261ZM104 261L106 262L108 260H104ZM200 261H201V259H200ZM210 262L211 261H209V263ZM108 263H110V262H108ZM214 263H215V261H214ZM206 264H208V263H206ZM225 264H226V262H225Z\"/></svg>","mask_w":264,"mask_h":264},{"label":"water","instance_id":"obj_3","mask_svg":"<svg viewBox=\"0 0 264 264\" xmlns=\"http://www.w3.org/2000/svg\"><path fill=\"white\" fill-rule=\"evenodd\" d=\"M5 6H7V7H5V9L3 10V13L7 15L8 19H11V16H12V18L13 17L15 18L16 17V12L18 11V9H20L23 13H25V11H24V9L22 7H16V6H12V5H5ZM21 11H20L19 14H22ZM25 15H26V13H25ZM161 264H165V263L163 261H161Z\"/></svg>","mask_w":264,"mask_h":264}]
</instances>
